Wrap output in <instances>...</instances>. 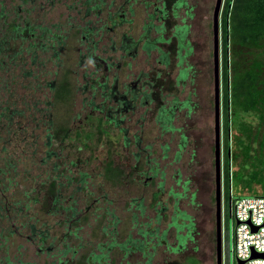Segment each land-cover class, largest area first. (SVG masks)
I'll return each mask as SVG.
<instances>
[{"label":"rangeland","instance_id":"374dc122","mask_svg":"<svg viewBox=\"0 0 264 264\" xmlns=\"http://www.w3.org/2000/svg\"><path fill=\"white\" fill-rule=\"evenodd\" d=\"M147 1L151 4L148 10H144L143 2L134 7L131 19L135 36L140 34L143 24H147V16L154 11V2L158 6L165 4L170 17L166 23L168 32L181 23L184 10L175 16L172 11L177 0ZM215 1L187 0L192 7V16L187 18L192 43V54L187 60L190 66L187 67L192 68L193 82L176 84L178 68L174 42L169 40L171 33L166 36L169 44L163 45V50L169 52L170 66H142L145 57L140 53L131 66L119 72L122 80L130 81L136 74L149 76L154 72L158 78L156 84L164 93L158 97L160 91H156L150 106L138 103L136 112L126 115L122 127L128 129L127 146L123 145L124 134L118 133L99 112H93L95 105L100 106L102 101L99 94L91 97L85 88L88 81L84 74L88 70L77 64L85 45L79 39L67 41L68 49H60L62 66H42V70L26 66L31 76L25 78L19 66L0 67V108L5 101L12 108L11 113L15 112L10 114V119H0V166L13 163L11 179L2 182L0 178V184L3 183L0 197L1 190L11 188L4 201L5 206L13 207L9 217L12 221L3 219L0 213V264H75L81 259L90 260L92 256L99 257L93 264H187L190 257L199 264H216L212 57ZM6 3L11 8L18 6L20 0H6ZM225 3L223 0L219 16L222 264H235L231 255L232 203L236 197H264V185L245 184L252 170L250 166L242 168L243 179L234 177L238 166L231 141L235 127L230 120L229 199L225 192L222 49ZM69 4L57 0L55 11L47 17L57 21L65 31L73 20L69 17L74 15ZM103 16L105 13H101L98 20ZM13 19L17 18L11 16L6 23L0 20V37L3 26L15 23ZM87 20L97 21L92 15ZM115 70L113 68L110 73L115 74ZM54 80L56 85L51 88L48 82ZM67 81L68 93L63 95L61 91L62 95H57L60 84ZM184 102L189 105L182 106ZM162 105L169 109L176 107L173 131H161L154 122L155 110ZM245 120L253 126L257 122L253 117ZM182 137H185L184 142ZM111 159L127 172L115 185L104 173V164ZM52 182L57 201L46 195ZM35 190L38 191L37 200L26 201V194ZM174 194L181 195L180 199L173 198ZM176 200L179 210L192 218L196 232L192 241L187 240L184 248L175 252L173 248L178 239L171 218ZM44 204L48 205L47 209L42 208ZM139 204L142 206L138 207ZM161 207L167 210L161 213ZM71 208L78 214L77 222L71 217ZM147 224L149 229H158L157 237H148L144 241L148 243L145 249L127 251L123 247L125 241L128 238L143 240L139 231L146 230ZM31 226L37 231L34 235L30 233ZM40 232L47 235L44 243L38 239ZM164 232L165 241L159 239Z\"/></svg>","mask_w":264,"mask_h":264},{"label":"flooded vegetation","instance_id":"af4514ba","mask_svg":"<svg viewBox=\"0 0 264 264\" xmlns=\"http://www.w3.org/2000/svg\"><path fill=\"white\" fill-rule=\"evenodd\" d=\"M64 2L70 3L68 7L75 15V17L74 15L69 17L73 20L66 31L59 27L57 21L53 22L47 18L49 13L52 15L55 11L57 0H20L18 6L11 8L6 0L0 1V20L3 19V23H6L11 16L17 18L13 19L15 23L3 26L0 37V67L19 66L25 78L31 76V71H27L29 69L26 66L40 70L42 66H62L59 62L61 61V58L59 59L60 49H68L69 46L66 48L67 41L79 39L85 45L84 53L77 63L78 66H86L88 70V73L84 74V78L88 81L85 88L89 90L91 97H97L99 94L102 101L100 106L95 105L93 112H99L118 133H123V145L127 146L129 144L126 137L128 129L122 127L126 115L136 112L138 103L146 107L150 106L156 91L157 93L160 91L158 97L161 96V92L164 93L163 89L161 91L159 85L156 84L158 78L154 76V72L149 73V76L145 73L136 74L134 79H131L132 81L127 78V80H122L119 72L131 66V62L138 59L140 53L145 57L142 66H170L171 58L169 52L163 50V45L169 44V40L172 39L174 59L178 68L176 84L182 85L187 80L193 82L195 76L191 73L192 68L187 67L190 66L187 60L192 54L187 18L192 16V7L187 4V0H177L174 3L172 8L174 16L184 10V17L180 24L175 25L168 32L166 23L169 22L170 17L165 4L158 6L154 2L152 4L154 11L147 16V24H143L140 34L135 36L134 22L131 19L134 17V7L138 2H143L144 10H148L151 4L147 0H64ZM101 13L103 15L105 13V16L98 20ZM91 15L97 19L96 22L87 20ZM47 20L50 23H47ZM105 33L109 35L105 36ZM170 33L169 40L166 41V36ZM113 68L116 69L115 74L110 73ZM39 74L43 77L42 72ZM37 77L35 76L36 79ZM55 82V80L48 82V86L53 88L56 85ZM68 83V81L63 83L66 90L63 91V95H65L64 92L69 91L70 87L66 86ZM3 103L5 105L2 109L0 108L2 111L0 119H10V114L15 112L11 113L12 108L5 101ZM162 109L167 110V115L160 114ZM175 109L176 107L169 109L165 105L156 108L154 122L161 131H163L161 125L168 122L172 112L174 115ZM42 113L40 111V115ZM159 117L161 120L157 121ZM182 141H185V137H182ZM159 210L162 213L167 208L161 207Z\"/></svg>","mask_w":264,"mask_h":264},{"label":"trees","instance_id":"16d2710c","mask_svg":"<svg viewBox=\"0 0 264 264\" xmlns=\"http://www.w3.org/2000/svg\"><path fill=\"white\" fill-rule=\"evenodd\" d=\"M222 30L225 133L224 187L229 199V176L231 175V172H229V163L232 158L230 156L229 138L230 120L233 121L235 127L234 133L231 135V141L234 143V160L238 166L234 172V177L243 179L244 172L242 168L250 166L252 170L248 179L244 181L245 184H249L250 186H253V184L257 186L261 184L264 185V0H226L223 10ZM64 90L65 87L60 84L59 96L62 95L61 91L63 92ZM66 93L67 92H65V95ZM185 105H188V103ZM230 109L232 111L231 113ZM160 114H163L164 116L167 115V110L162 109ZM246 117H253L256 119V124L253 126L246 122ZM172 119L173 112L171 113L168 122L161 125L164 132L174 130ZM159 120H161V117L157 119V121ZM12 165L13 163H6L5 165L0 166V178L2 182L6 178L11 179L10 177H12L13 172V170H11ZM104 168L105 176H109L110 180L108 181H110L112 185H115L116 181L127 175V172L122 170L123 168L121 165L112 159L104 164ZM2 182L0 185L3 184ZM9 189L5 188L4 190H1L3 197H0V213L5 220H10L9 217L11 209L13 208L8 207L7 205L5 206L6 202L4 201V197L7 198L6 193L10 191ZM185 189L186 188L184 187V190ZM37 194L38 191L36 190L27 193L25 200L36 201L38 198ZM46 195L52 197L54 201H57L54 182H52L47 189ZM175 197L180 199L181 195L174 194L173 198ZM240 198L241 197H236L234 202ZM177 203L178 200H176L174 204V216L172 217L171 222V226L175 227L177 231L178 242L175 248H173V251L175 252L183 249L187 240L192 241L195 233V225L192 218L185 211L179 210ZM141 206L142 204L138 205V207ZM42 208L47 209L48 205L44 204ZM72 211L73 213L71 217L76 221L78 214L75 209H72ZM146 226V230L141 229L139 231L142 238H144L143 240L138 241L128 238L125 241L123 247L127 251L145 249L148 243H144V241L148 237L151 239L157 237L158 229H149L148 224ZM36 232L34 226H31V235H34ZM38 239L41 243H44L47 241V235L44 234V232H40ZM159 239L165 241V232ZM137 241L139 244H137ZM41 249L42 248H40V250ZM98 258L99 257L97 256H92V259L90 260L87 258L81 259L75 264H93L95 260L98 261ZM187 264H199V262L190 257L187 260Z\"/></svg>","mask_w":264,"mask_h":264},{"label":"built area","instance_id":"2783aa9c","mask_svg":"<svg viewBox=\"0 0 264 264\" xmlns=\"http://www.w3.org/2000/svg\"><path fill=\"white\" fill-rule=\"evenodd\" d=\"M234 227L231 231V255L244 264H264V258L251 259L253 254H264V197H242L232 203Z\"/></svg>","mask_w":264,"mask_h":264},{"label":"water","instance_id":"95a60500","mask_svg":"<svg viewBox=\"0 0 264 264\" xmlns=\"http://www.w3.org/2000/svg\"><path fill=\"white\" fill-rule=\"evenodd\" d=\"M223 6V0H216L213 7L212 40H213V108H214V170H215V246L216 264H222V191H221V81H220V26L219 16ZM264 258V254H253L251 259ZM235 264H244L235 260Z\"/></svg>","mask_w":264,"mask_h":264}]
</instances>
